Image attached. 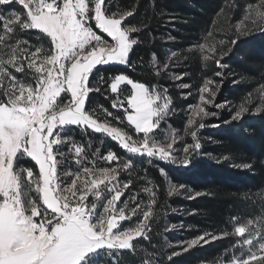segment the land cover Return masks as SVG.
I'll list each match as a JSON object with an SVG mask.
<instances>
[{
    "label": "snow or ice",
    "instance_id": "snow-or-ice-1",
    "mask_svg": "<svg viewBox=\"0 0 264 264\" xmlns=\"http://www.w3.org/2000/svg\"><path fill=\"white\" fill-rule=\"evenodd\" d=\"M14 4L21 7L12 8ZM259 8L262 11H258L257 15L264 20V0H261ZM134 11L122 12L119 18H115V14L110 17L105 0H89L88 3L86 0H0V22H3L4 29L0 43L5 41L6 36L14 34L17 28L21 31L38 29L50 38L47 50L36 47L35 51H31V46H21L28 45L27 40L17 41L8 59L0 60V93L7 97L6 100H0V264H98L97 257L105 252L109 257L117 254L122 256L129 249L134 252L136 246L133 237L148 239L146 230L149 228L151 208L143 212L144 220L136 228L121 231L117 227V201L130 183H125L123 187L119 183H112L117 180V169L100 168L99 175H96L92 168L83 167V175L92 174L90 180L81 181V173L78 172L70 185L62 186L58 166L66 153L60 150V146L65 143L72 145L68 152L71 153L74 148L77 164L81 163L79 157L82 154V148L76 146L71 137L63 135L66 125L86 126L85 131L92 129L96 133H106L132 153L144 151L148 157L171 161L173 164L188 166L198 154L196 150L201 147L199 143L185 144L183 157H177L171 154L175 141L161 144L150 139L149 133L169 113V98L167 95L161 96L156 89L150 93L144 84L133 83L125 75H115L111 92L116 93L121 82L126 80L131 84L132 94L127 99L124 111L128 124L134 126L137 133L144 134L143 140H133L122 128L112 126L106 117H113L123 123L112 112L104 109L105 119L98 122L99 117L94 119L95 113L86 110V98L92 91H100L99 87H89L90 74L94 68L113 61L125 64L130 50L137 44L130 34L139 29L122 23ZM92 21L96 29L105 33L110 41L93 30L90 26ZM241 34H244L243 31ZM236 42L230 41L233 46ZM220 43L223 44V41ZM198 47L203 51L205 45L199 44ZM208 52L213 55H204V59H213L216 49L209 48ZM228 54L221 50V56ZM172 56H176V53L173 52ZM25 63L28 71L34 70V84L18 80L11 71L14 69L15 72L24 73ZM215 63L221 68L225 67L220 59H216ZM216 75L223 76V73L217 71ZM173 78L180 79L179 76ZM103 83L105 78L101 76L97 84ZM213 83L212 79H207L200 89V100L205 104H212L217 96V91L210 88ZM179 87L183 89L189 85L182 83ZM216 87L221 85L217 84ZM164 91L166 93L167 89ZM62 93L69 94L70 98L65 100ZM203 93L213 99L206 100ZM260 94L264 97V85L260 86ZM158 100L162 102L157 104ZM112 107H122V102L113 100ZM128 109L132 112L128 113ZM248 111L249 108L241 104L232 119L239 120ZM256 111L261 109L257 108ZM215 115L217 113L196 105L188 125H193L197 116ZM191 136L195 141L197 133L192 131ZM137 143L143 147L135 146ZM22 158L34 161L38 166V177L32 168H17ZM107 159L115 160L116 156L109 152ZM127 167L125 164L124 168ZM64 175L71 176L73 173L65 172ZM78 182L82 186L78 187ZM101 185L114 194L104 204L103 213L97 216V204L93 202L89 206L86 201L89 193L96 199L101 198L104 190ZM179 187L183 188L184 185ZM145 191L150 193L152 203H155L154 192L147 188ZM177 191V187L173 186L169 195ZM31 192L37 193L39 200L29 198ZM136 199V196L130 197L132 201ZM127 207L126 201L125 207L119 209L120 221L127 218L124 215ZM138 209L140 204L130 210L131 214L136 215ZM109 212L113 215H108ZM244 232L243 226L235 228L236 234ZM210 239L215 240L217 236L205 233L191 239L186 242L184 251L201 243L207 244ZM244 243L250 246L254 244L251 240H245ZM259 251L264 252V243L259 244ZM257 254L252 251L250 259L255 260ZM115 264H120V260L116 259ZM227 264H249V259L235 257ZM256 264H264V257L256 260Z\"/></svg>",
    "mask_w": 264,
    "mask_h": 264
},
{
    "label": "trees",
    "instance_id": "trees-1",
    "mask_svg": "<svg viewBox=\"0 0 264 264\" xmlns=\"http://www.w3.org/2000/svg\"><path fill=\"white\" fill-rule=\"evenodd\" d=\"M259 1L105 0L108 16L135 9L122 23L139 31L130 34L137 44L130 50L125 64L97 65L90 74L89 87L100 88L86 98V110L95 113L94 119L99 117L98 121L102 122L106 109L123 120L120 123L106 117L112 126L134 134L124 109L112 107L113 100L120 96L125 101L130 94L128 85L121 87L118 94L111 92L115 75H125L149 89H167L165 94L173 109L168 121L179 130L184 127V110L198 101L205 80L212 79L221 85L216 89L215 98L226 105L217 110L216 118L205 121L199 133L201 147L188 166L159 161L145 154H131L102 133L85 131L86 127L65 126L63 135L71 137L82 152L99 148L101 157L111 152L117 159L130 163L129 174L125 176L130 182L129 189L148 204V211L151 208L146 230L148 239H134L136 250H125L122 256L109 257L105 252L97 257L98 264H115L116 259L120 264H145L146 261L149 264H227L235 257L248 255L245 240L264 241V97L260 94V86L264 85V26L244 34L236 30L246 8ZM92 28L96 29L93 23ZM0 35H4L3 22H0ZM12 37L27 40L31 51L36 47L45 50L50 47V38L38 30L17 28L3 43L17 41ZM231 40L237 41L234 46ZM199 44L216 49L214 58L205 60L204 55L213 54L205 49L201 51ZM221 50L229 54L221 56ZM173 52L176 56H172ZM216 59L225 67H219ZM217 71L223 76H217ZM101 76L105 83L97 84ZM182 83L189 87L180 88ZM248 102H253L254 108L261 111L246 112L241 119L233 120L235 110ZM18 166L32 168L38 177V166L30 158L20 159ZM181 184L183 188L179 187ZM173 186L178 191L169 195ZM146 188L154 192L155 203ZM197 192L201 195L196 196ZM31 193L37 197V193ZM247 223L254 224L250 236L235 233L236 227ZM205 233L214 234L217 239L184 251L187 241Z\"/></svg>",
    "mask_w": 264,
    "mask_h": 264
},
{
    "label": "rangeland",
    "instance_id": "rangeland-1",
    "mask_svg": "<svg viewBox=\"0 0 264 264\" xmlns=\"http://www.w3.org/2000/svg\"><path fill=\"white\" fill-rule=\"evenodd\" d=\"M50 2V0H49ZM89 0H86V3H88ZM260 2H257L256 4H253L252 7L250 8L249 6L246 8V14L243 18V20L241 22H239L236 25V30H238L239 33H241V31L243 32H247L253 29H257L261 26H264V20L260 19V17L257 15L258 11H262L259 8ZM111 17V16H110ZM246 17H248V19H246ZM115 18H119V15H116ZM92 23L95 25V22L92 21L90 22V26L92 27ZM239 25V28L237 27ZM96 28V27H95ZM32 30H38V29H32ZM94 31L97 32L98 35H101L103 39H107L110 41V38L107 37V35L105 33H102L99 29H93ZM25 31V30H24ZM40 31V30H38ZM101 33V34H100ZM13 39H17V37H12ZM5 42L8 41V39L5 37ZM17 41H20L17 39ZM17 41L12 42L11 44H4V43H0V60H7L8 59V54L11 52L12 47L16 46ZM21 46H28V45H21ZM205 50H208L206 47L204 48ZM40 63V58L37 59V64ZM110 63H116L119 64L118 62H110ZM25 68L26 71L24 73H18L15 72L14 69H11V71L13 72V74L17 77L18 80H21L24 83H32L34 84L35 81L33 79V76L35 75L34 70L32 71H28L27 70V64L25 63ZM113 82V81H112ZM133 82V81H132ZM136 83V82H133ZM124 85H128L130 88V94L128 97L131 96L132 94V86L131 84L127 83V80L124 82H121V84L118 86L117 92L116 94L119 93V90L121 87H123ZM217 83L214 82L210 88L211 90H215L217 89L216 87ZM146 87V86H145ZM147 89H149L148 87H146ZM153 89H156L158 93L161 94V96L166 95L164 91H161L157 88H151L149 89V92L151 93ZM202 93L200 92V95ZM203 95L205 96V99H213L212 97H210L207 93H203ZM62 96L65 98V100H67L69 97V94H65L62 93ZM128 97L125 99V101H123L121 99V97H118V101L122 102V109H126L127 108V99ZM169 98V97H168ZM7 97L0 95V100H6ZM170 101V99H169ZM162 101L158 100L156 101V103H161ZM220 104L223 105L222 107H216L215 105ZM196 105H200L202 107L205 108L206 111L208 112H215L217 113V110L219 108H223L225 107L226 103L222 102V101H218L216 98H214L213 103L212 104H205L200 100V96L198 101L193 104L188 106L185 110H184V127L183 129L179 130L176 129L175 127H173L170 122L168 121V117L172 116L173 114V109L171 108V104L169 103V113L168 115L165 117L164 120L161 121L160 125H158L156 128H154L152 130V132L149 133L150 139L151 140H157L159 141L161 144H166V143H171L173 141V149L171 150V154L173 156H177V157H183L184 153H183V147L185 144H192V143H198V141L200 140V131L202 129V127H205V121L210 119V118H216L217 115L215 116H197L194 118V123L193 125H188V119L189 117L192 116V110ZM246 107L249 108L250 113H253L256 111V109L258 107L253 106V102H248L247 105H245ZM252 109V111H250ZM132 110L128 109V113H131ZM235 114V113H234ZM233 114V115H234ZM232 115V116H233ZM155 119V118H154ZM127 121V120H126ZM99 122V121H98ZM203 125V126H201ZM216 124H213V126H215ZM69 126V125H66ZM133 128V135H130L133 140L136 141H141L143 140V133H137L135 131L134 126L130 125ZM79 127V126H78ZM86 127V126H85ZM82 128V127H81ZM92 130V129H91ZM195 131L197 133V138L195 141H193L192 136H191V132ZM106 136H108L106 133H102ZM109 137V136H108ZM111 138V137H110ZM119 145L120 143L118 141H116ZM130 144L132 143V141H128ZM121 146V145H120ZM135 146L137 147H143L141 144L137 143ZM72 147V145L65 143L64 145L60 146V150L66 153V156L63 158L62 163L59 165L58 167V173H59V178L60 181H62V186L64 185H70L71 181L73 179L76 178L75 174L76 173H81V181H83L84 179H91L92 178V174H88L87 176L83 175V167H89L92 168L94 173L96 175H99L98 169L100 168H115L117 169L118 172V176H117V180L113 181V184L119 183L121 187H123V185L125 183H128L125 176H127L129 174V170H130V163L128 162H123L120 159H115V160H109L107 159L108 154L104 155V156H100L99 155V148H97L96 150H92L90 149L87 152H82L81 156L79 157V159L81 160L80 164L76 163L77 157L75 156V150L73 148L72 152L69 153L68 152V148ZM124 149V148H123ZM126 150L128 153L131 154H145L147 156V153L144 151H141L139 153H132L127 149ZM113 154V153H112ZM114 155V154H113ZM159 161V158L153 157ZM163 162H171V161H163ZM172 163V162H171ZM127 164L128 167L124 168V165ZM17 168H20V166H18ZM65 172H70L73 173V175L71 176H65L64 173ZM25 180H27L26 174H25ZM107 183V182H106ZM82 186V184H80L78 182V187ZM34 187V186H33ZM102 189H104L102 191L101 194V198L100 199H96L91 193H89L88 198L86 203L90 206L91 203L95 202L97 204V208L95 209V212L97 213V216L101 215L103 213V206L104 204H106L107 199H109L111 197V195H113L114 193H109L107 191V189L104 187V185L100 186ZM144 191V190H142ZM32 193H30V197L29 198H34L37 200H39V195L37 194V197H33L31 195ZM132 196H136L137 199L135 201L130 200V197ZM128 202V207L125 208L124 211V215L127 217L125 220L120 221L119 220V209L120 208H124L125 207V202ZM42 203V202H41ZM137 204H140V209L137 210V214L136 215H132L130 210L132 208H135ZM147 203L142 202V198H140L138 196V194L136 192H134L132 189L126 188L124 189V191L121 194L120 199L117 201V210L115 213V216L117 218V227L119 230H127L129 228H136L143 220H144V216H143V212L148 211L146 209L147 207ZM108 215H113V213L109 212ZM37 221H39V217L36 218ZM0 227H2V218H0ZM241 227V226H240ZM243 227H245V232L239 235H243L245 234V236H250L252 231L254 230V224L252 225V223H247L245 224ZM114 231H116V229H114ZM138 237H133V240L136 239ZM251 241L254 242L253 245H247V247H249L248 252H247V256L245 257V259H249V264H256V260H259L260 258L264 257V252L259 251V244L260 243H264V241L262 239L259 238H253L251 239ZM252 251H256L257 257L255 260L250 259L251 256V252Z\"/></svg>",
    "mask_w": 264,
    "mask_h": 264
}]
</instances>
